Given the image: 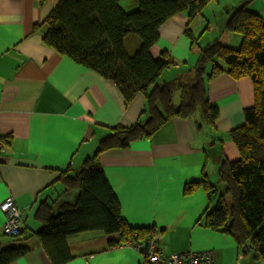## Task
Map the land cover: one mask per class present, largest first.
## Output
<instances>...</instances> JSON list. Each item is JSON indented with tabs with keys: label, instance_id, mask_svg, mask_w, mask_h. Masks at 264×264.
<instances>
[{
	"label": "crops",
	"instance_id": "obj_1",
	"mask_svg": "<svg viewBox=\"0 0 264 264\" xmlns=\"http://www.w3.org/2000/svg\"><path fill=\"white\" fill-rule=\"evenodd\" d=\"M59 1L0 0V133L10 138L0 153V203L13 196L24 216V233L15 238L4 232L6 216L0 209V249L27 247L9 264H53L32 236L44 224L39 209L50 205L56 214L62 203L75 202L79 190L66 191L63 176L79 171L112 127L148 118L146 94L139 93L126 104L114 81L45 42L44 22ZM245 1L237 5L225 0L221 33L204 15L189 25L187 12L165 21L151 53L154 58L167 53L175 65L163 71L158 83L186 79L202 48L217 39L239 46L242 37L229 32L226 24ZM255 2L248 7L253 9ZM121 5L133 10L137 0ZM256 5L253 10L264 17V0L261 7ZM125 44L133 52L140 39L130 34ZM207 89L219 109L214 124H208L201 112L172 118L150 137L105 150L98 158L120 202L122 218L132 227H151L147 234L153 233L165 254L212 250L215 264H264L239 249L231 234L208 226L205 214L216 204L217 193L202 185L185 191L187 183L204 178L223 186L220 165L240 157L230 133L244 124L245 110L255 104L250 77L235 79L224 72L209 79ZM117 237L100 229L68 235L73 258L65 264H141L136 247L109 244Z\"/></svg>",
	"mask_w": 264,
	"mask_h": 264
},
{
	"label": "trees",
	"instance_id": "obj_2",
	"mask_svg": "<svg viewBox=\"0 0 264 264\" xmlns=\"http://www.w3.org/2000/svg\"><path fill=\"white\" fill-rule=\"evenodd\" d=\"M122 1L60 0L44 22L45 42L114 81L126 104L137 94H146L148 118L130 126L112 127L82 168L63 176L66 191L79 190L75 202L62 203L56 214L44 204L38 211L44 216V224L32 236L38 238L53 264H65L73 258L67 242L72 233L93 229L117 233V238L109 240L110 245L144 238L151 227H132L122 218L120 202L99 154L148 138L172 118L194 117L201 112L208 124H214L219 109L209 98L207 81L226 72L235 79L250 77L254 83L255 104L245 110L244 124L230 133L240 157L236 161L225 159L220 165L223 186L204 178L187 183L185 191L202 185L208 192L217 193V203L205 214L208 226L231 234L239 249L264 263V17L249 8L251 0H246L226 24L229 32L242 37L239 46L217 39L202 48L186 79L158 83L163 71L175 65L167 53L160 58L152 56L160 26L181 12H187L189 25L212 0H137V7L129 11L122 7ZM130 34L140 39L133 52L125 44ZM175 91L179 92L178 106L173 99ZM0 139L4 145L10 144L7 135ZM68 170L71 168L63 172ZM23 233L22 229L10 236L17 238ZM26 251L23 245L0 249V264H9Z\"/></svg>",
	"mask_w": 264,
	"mask_h": 264
},
{
	"label": "built area",
	"instance_id": "obj_3",
	"mask_svg": "<svg viewBox=\"0 0 264 264\" xmlns=\"http://www.w3.org/2000/svg\"><path fill=\"white\" fill-rule=\"evenodd\" d=\"M0 133V138L2 137ZM7 146L0 139V150L4 152ZM0 209L5 213L6 219L3 230L6 234L16 235L23 229L24 216L17 206L13 196H8L0 203ZM136 247L142 254L141 264H215V254L207 251H182L165 254L158 247L153 233L144 238L128 243Z\"/></svg>",
	"mask_w": 264,
	"mask_h": 264
},
{
	"label": "rangeland",
	"instance_id": "obj_4",
	"mask_svg": "<svg viewBox=\"0 0 264 264\" xmlns=\"http://www.w3.org/2000/svg\"><path fill=\"white\" fill-rule=\"evenodd\" d=\"M234 3H236L237 5H239L240 1L241 0H232ZM254 1V0H253ZM252 0L250 1V4L251 2H253ZM263 0H256L255 4L253 3L252 5H250L253 9L255 7H257L256 4H260ZM232 2V3H233ZM244 3V2H243ZM242 3V4H243ZM223 4H225V0H212L211 3H209L203 10V14L201 15H204L208 21H211V23H213V25L216 27V33H221L222 32V18L221 16H223V12L225 13L224 11V8H223ZM261 7V5H259ZM201 15H199L201 17ZM209 33V31H208ZM210 36L208 34H206V39H205V36H204V40L207 41V39H209ZM163 79V78H162ZM161 79H159L160 81ZM173 98L175 100V103L177 104L176 106H178L179 104V98H178V93L177 91H175L174 95H173ZM219 197V196H218ZM217 203V201H216Z\"/></svg>",
	"mask_w": 264,
	"mask_h": 264
}]
</instances>
